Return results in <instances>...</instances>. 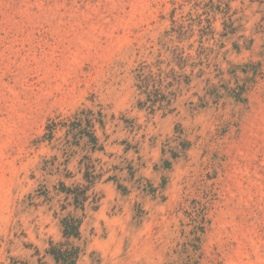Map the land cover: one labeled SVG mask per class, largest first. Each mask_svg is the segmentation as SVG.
Instances as JSON below:
<instances>
[{"label":"rangeland","instance_id":"rangeland-1","mask_svg":"<svg viewBox=\"0 0 264 264\" xmlns=\"http://www.w3.org/2000/svg\"><path fill=\"white\" fill-rule=\"evenodd\" d=\"M68 215L77 264H264V0H0V264Z\"/></svg>","mask_w":264,"mask_h":264},{"label":"trees","instance_id":"trees-1","mask_svg":"<svg viewBox=\"0 0 264 264\" xmlns=\"http://www.w3.org/2000/svg\"><path fill=\"white\" fill-rule=\"evenodd\" d=\"M91 141L97 142V138L91 137ZM97 146H95L96 148ZM95 177L89 171L84 175V180L93 182ZM66 193L72 197V200L75 203V209L77 210L79 207H83V202L87 199L86 192L88 188L84 186H80L75 189L64 188ZM82 225V220H79L74 215H68L63 218L61 221L63 239L66 240V244L52 245L49 250V254L53 257L56 264H77V260L79 258L80 250L79 248H75L72 244H70L71 240H76L81 237L80 228Z\"/></svg>","mask_w":264,"mask_h":264}]
</instances>
